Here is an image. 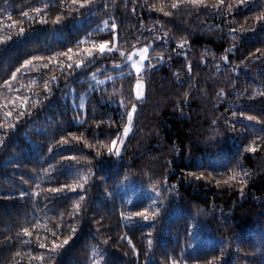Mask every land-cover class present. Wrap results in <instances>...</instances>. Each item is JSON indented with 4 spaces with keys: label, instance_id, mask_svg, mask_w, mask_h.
<instances>
[{
    "label": "trees",
    "instance_id": "16d2710c",
    "mask_svg": "<svg viewBox=\"0 0 264 264\" xmlns=\"http://www.w3.org/2000/svg\"><path fill=\"white\" fill-rule=\"evenodd\" d=\"M0 141V264H264V0H0Z\"/></svg>",
    "mask_w": 264,
    "mask_h": 264
},
{
    "label": "snow or ice",
    "instance_id": "6c2138e0",
    "mask_svg": "<svg viewBox=\"0 0 264 264\" xmlns=\"http://www.w3.org/2000/svg\"><path fill=\"white\" fill-rule=\"evenodd\" d=\"M187 3L189 4H192V5H204V2L205 0H186ZM244 0H241V3H243ZM72 3L75 5L77 3V0H72ZM221 3H223V0H221ZM206 6V5H205ZM80 7H85V5L83 3L80 4ZM172 8H177L178 7V4L177 3H173L171 5ZM37 12L40 11V9H36ZM161 11H163V9H161ZM167 15V13H165ZM24 16H28V13L25 12L23 13ZM41 23H45V21H41ZM57 23H59V18L57 19ZM116 26L113 25V28H115ZM24 29L21 28L20 29V32L23 33ZM181 47H183V45H181ZM112 49L109 48V42H104V43H100L98 48H96L95 46L92 48V49H86V53H87V56L89 58H91L94 54V51L95 52H98L99 54H104L106 51H111ZM72 52V49L69 48L68 49V52L67 53H64V55L67 57V59L69 61L72 60V56L71 55H68V53H71ZM148 52V49L147 48H144L142 50V52H140L139 54V62H136V61H133L132 62V66L133 68L136 70V73L139 74L141 71H142V68H141V63L147 59V56H146V53ZM135 55V53L133 54ZM37 59H44L43 57H38ZM32 64V61H28L27 64L25 65L26 67L28 65H31ZM83 65V61H80L76 67H81ZM45 67H47V64L44 65ZM73 65L71 63H69L67 65V68L68 69H72ZM13 79H16L15 76H13ZM141 88V85L140 84H137V95L139 96L140 95V92H139V89ZM20 115H23V113H19ZM8 115L10 116L11 115V112L8 113ZM129 121H131L132 117L129 116L128 117ZM249 120H252L253 117H248ZM130 131L129 128H126L124 130V134L127 135L128 132ZM0 143H2V141H0ZM116 144H117V140H113L112 141V147L108 149L109 153H112V152H115L116 155H119V151L116 150ZM252 151H255V149H252ZM71 159H75V157H72ZM85 182L87 180V177L84 178ZM66 188H69L70 191H73L75 192L77 188H80V189H83L84 188V183H78V184H74L72 186H68V185H65L64 188H59V187H54V188H49L48 189V192L49 193H52V194H58V193H62ZM26 194L25 193H20V198H24ZM32 195H35V196H39L40 193H33ZM10 198V197H9ZM80 199L83 200L84 199V196L81 194L80 195ZM80 207L79 204L76 205V209L78 210ZM136 216L138 217H141L143 218V220L145 221H148L149 219L151 218H154V217H150L149 214L147 212H137L135 214ZM25 231V234L28 235V236H31V233L28 232L27 229L24 230ZM75 231V229H73V232ZM53 236H55V233H53ZM71 239V237H69L68 239H65L63 240L62 243H53V246H52V249L51 251L53 253H55L56 250H58L59 248L63 247L64 245L68 244L69 243V240ZM149 244H151V241H149ZM40 248H45L46 245L44 243H41L40 245ZM41 260H43L44 258L43 257H40ZM173 264H177L176 261H173Z\"/></svg>",
    "mask_w": 264,
    "mask_h": 264
},
{
    "label": "rangeland",
    "instance_id": "374dc122",
    "mask_svg": "<svg viewBox=\"0 0 264 264\" xmlns=\"http://www.w3.org/2000/svg\"><path fill=\"white\" fill-rule=\"evenodd\" d=\"M143 49L144 48L135 49L130 55H128L127 61L132 68H133V66H132L133 61L139 62V54H140V52H142ZM147 49H148V52L146 53L147 59L141 63L142 71L145 68L146 62L149 60L150 48H147ZM134 53H135V55H133ZM37 63H38V65H41L40 61H38ZM45 64H47V66H49V63H45ZM24 70H26V67L22 69V71H24ZM133 70L136 72V70L134 68H133ZM137 84L141 85V88L139 89V92H140L139 96L137 95ZM137 84H136V88H135L136 97L138 100H143L145 98V92H146L145 91V83L143 80H139L137 82ZM16 88H17V90L22 91V92L26 91L27 90L26 82L23 81L20 85H17ZM21 100L25 101V103H22L24 105H26L27 101H29V100H26L24 98ZM135 193H136L135 191L131 192L132 195H134ZM139 197L149 198V208H148V211H146V212L149 214L150 217H154L155 215H157L160 212V210L162 209V207L164 206V204L161 202V200L159 198L158 189H148L146 194H144V195L140 194ZM179 213L180 212L178 210H174L170 213L169 217L172 219V218L176 217ZM129 219H132L135 221H142V222H148V221L153 220V218H151L148 221H145V220H143V218L138 217V216H130Z\"/></svg>",
    "mask_w": 264,
    "mask_h": 264
}]
</instances>
